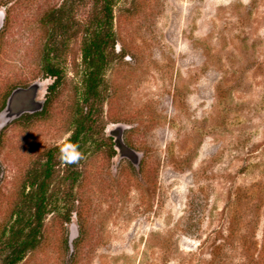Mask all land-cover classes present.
I'll use <instances>...</instances> for the list:
<instances>
[{"label": "rangeland", "instance_id": "374dc122", "mask_svg": "<svg viewBox=\"0 0 264 264\" xmlns=\"http://www.w3.org/2000/svg\"><path fill=\"white\" fill-rule=\"evenodd\" d=\"M66 3L89 19L88 0H0V233L26 172L70 134L82 34L43 110L40 63L39 20ZM112 31L96 137L123 150H89L72 187L53 182L67 194L19 264H264V0H115Z\"/></svg>", "mask_w": 264, "mask_h": 264}, {"label": "trees", "instance_id": "16d2710c", "mask_svg": "<svg viewBox=\"0 0 264 264\" xmlns=\"http://www.w3.org/2000/svg\"><path fill=\"white\" fill-rule=\"evenodd\" d=\"M92 5L89 19L82 24L74 19L73 5L64 4L49 10L39 24L46 36L40 59L44 78L52 80L46 88L47 102L56 94L63 79L60 53L65 42L79 33L81 39L82 90L74 104L70 121V134L60 144L53 146L26 172L24 184L12 209V220L0 233V264H19L25 255L37 248L45 217L58 206L59 199L67 193L62 189L65 181L71 187L78 179L77 164L89 150H104L109 158L116 155V147L123 150L118 140L97 139L103 133L100 125L99 87L114 50L112 31L115 0H88ZM7 98L2 103L6 106ZM26 115L23 112V116ZM22 117V113L19 114ZM100 125V126H99ZM112 134V132H110ZM62 173V174H61ZM60 180L59 187L53 182ZM63 196L59 198L58 194ZM70 211H65L64 221L70 222Z\"/></svg>", "mask_w": 264, "mask_h": 264}, {"label": "water", "instance_id": "95a60500", "mask_svg": "<svg viewBox=\"0 0 264 264\" xmlns=\"http://www.w3.org/2000/svg\"><path fill=\"white\" fill-rule=\"evenodd\" d=\"M21 91H22V90H15V91H13V92L11 93V95L9 96V98H8V100H7V103H6V107H5L7 113H8L9 111H11L12 109H14L13 104H15V103H14L13 99L16 98V97L20 94ZM13 97H14V98H13ZM22 112H23V111H15V112H13L12 114H10V115H11L10 117L16 116V115H18V114H20V113H22Z\"/></svg>", "mask_w": 264, "mask_h": 264}]
</instances>
